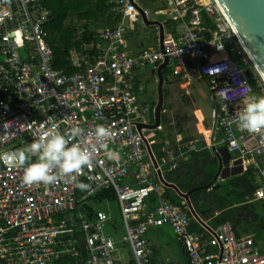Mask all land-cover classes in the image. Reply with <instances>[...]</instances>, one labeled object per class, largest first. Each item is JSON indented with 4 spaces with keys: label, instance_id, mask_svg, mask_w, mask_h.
I'll return each instance as SVG.
<instances>
[{
    "label": "built area",
    "instance_id": "obj_1",
    "mask_svg": "<svg viewBox=\"0 0 264 264\" xmlns=\"http://www.w3.org/2000/svg\"><path fill=\"white\" fill-rule=\"evenodd\" d=\"M163 1L167 6L163 15L177 22L172 31L165 32L163 48L159 44L130 55L124 44L125 21L152 22L153 14L139 0H109L110 11L122 15L124 21L106 28L93 51L74 54L75 71L69 73L54 67L46 27L51 10L40 0H0V154L27 147L46 130L67 135L72 127H80L85 130L81 140L91 142L94 138L88 132L101 124L113 131L108 147L120 153L118 160H108L96 146V166L85 168L78 177L89 185L87 190L63 182L27 187L22 169L0 161V257L4 264H161L147 230L163 225L173 227L190 264H264V253L256 249L254 238L239 236L226 218L208 226V238L193 231L186 200L173 203L163 193V182L157 181L160 166L155 167L147 148L151 133L139 128L145 109L129 83L137 75L159 73L166 63L175 77L185 75L192 65L198 77L209 80L217 101L211 126L202 115L197 117L201 137L182 145L187 153L213 149L219 157L218 150L225 146L237 155L230 167L241 159L243 172L253 169L264 174V131L253 134L238 127L239 113L264 82L246 58L232 23L217 0ZM203 12L214 20V34L202 28ZM234 55L246 65L241 66ZM241 88L246 95L235 100L225 101L221 94L223 89ZM141 90L148 95L157 91L144 85ZM177 165L172 156L168 169ZM129 178L133 182H127ZM109 189L115 191L120 209L122 228L115 229V233L120 231L119 240L110 232L111 214L90 210V200ZM153 199L158 205L149 208ZM258 199L264 200V186L250 201ZM79 236L84 237L86 256ZM123 252L130 254L128 263Z\"/></svg>",
    "mask_w": 264,
    "mask_h": 264
},
{
    "label": "crops",
    "instance_id": "obj_2",
    "mask_svg": "<svg viewBox=\"0 0 264 264\" xmlns=\"http://www.w3.org/2000/svg\"><path fill=\"white\" fill-rule=\"evenodd\" d=\"M139 4L142 7L149 9L152 12V14H153V16H152L153 21L152 22H160L163 24L165 32L170 31L169 30L170 26L168 27V25H167V23H169V22L165 21V19L167 17H165L163 15L164 9L167 8V6L163 0H155L154 2H151V0H139ZM151 7H153L154 10H152ZM109 10H110V7H109ZM110 13H112L114 17H120V20L118 21L117 25H120L124 21V18L122 15L111 12V11H110ZM159 17H161V18H159ZM211 20H212V18H211ZM139 22H140V20L136 21L135 23H132V22L127 21V20L125 21L126 29H125V35H124V44H125L126 51L130 55H137L143 49L157 47L160 43V33H161L160 27L157 24L151 25V26L148 25L154 31L155 37H154V39L147 40V39H145L144 36H143V38H141L140 33H138V28L140 26ZM48 23H47V25H48ZM47 25H46V27H47ZM115 27H113V28H115ZM157 27L159 28V30H157ZM213 34H214V31H213ZM93 50H94V48H90V49L87 48L85 53L91 52ZM73 55H72V57H73ZM71 65H72V62H71ZM72 67H73V65H72ZM161 71L164 75L163 102L161 105L163 106V108L165 110L161 111L160 124H159L161 127L160 130H158L157 128H153V126L156 123V119H157V117H156L157 106L161 103L160 102V93H159V85H160L159 73H149L146 75H137L133 80L130 81L129 88H130V91L135 95L137 101L140 104H142L143 108L145 109V113H143L141 115V117L139 118V121L142 124L141 127L144 129H147L148 133H151V135L148 137V140H147V148L149 149V151H150V149H152V152L155 156V159L158 162V167L160 166V170L163 174V177L169 183L175 184L179 188V190L181 191L178 183L172 182L171 180L167 179V177H166L167 173L173 170V169L172 170L168 169L169 159L172 156H175L177 164L180 165V163L184 162L186 160L187 156H189V155H187L186 149L183 148L182 145L184 143H187L190 141L198 140V139H200L201 136L198 132V129H196L197 124H194L195 126H194L193 132H191L189 134H187L185 132V135H184V133L179 131L177 134L174 135L175 136L174 141H173V143H171L167 139L168 136L164 132L165 130H164V126H163V121H164L163 116L168 114L172 108L179 105V103L184 100V96H185L184 94L185 93L183 94V92L186 91V88H188L189 85L196 83L195 80H193L192 76L198 77V75H196L192 71V65H189V68L186 71L185 75L182 74V75H179L176 77L171 73V71L169 70L168 67H163ZM199 77H203V76L199 75ZM204 79L207 81L206 84L208 86H210L209 80L205 77H204ZM142 85L146 86L148 89L149 88H155L157 91L154 95H148L145 91L141 90ZM200 87L201 88H199V90H198V89H196V87L193 86L191 91H189V92L186 91L188 94V99L186 102L187 104H189L188 106L191 105L190 104L191 98H192L191 92H193V89L195 90L197 97L199 94L207 100L210 99V96H209L208 92L206 91V89L202 86H200ZM153 96H155L154 101L148 100L149 98H152ZM258 97H260V95H258ZM210 102L212 104V101H210ZM212 110H213V105H212ZM192 111H193V115L195 117V122L197 121V117L199 115H202L205 118L206 124L208 126H211L213 115H212L211 121H210L209 118H207L203 114L202 110L200 108L196 107L195 104L193 105ZM197 111H198V113H197ZM162 135L164 137H162ZM183 139H185L186 142H184ZM148 144H149V146H148ZM223 147H225V146H222V148ZM203 151H209L211 154V158L208 160L209 161L210 160L215 161V159L212 156V153H213L212 149H204V150L201 149V150L196 151V152L194 151V153H192L193 155L190 158H188L187 161L189 159L191 161L193 159L194 155L195 156L199 155ZM150 154H151V151H150ZM151 156H152V154H151ZM195 159L199 163V162H202L203 157L200 156V157L194 158V160ZM179 167L174 168V170L179 169ZM263 168H264V166H263ZM249 171H255V172L260 171L262 173V170L251 169ZM247 172L248 171L240 173L238 175L230 176L229 178H226L224 180H222L220 177H218L217 185H214V187H212V189L217 188L220 184L227 185L228 183H230L228 181H230L231 178H233L235 176H244ZM262 175H263L262 177L264 180V174L262 173ZM157 181L160 183L163 182L160 180L159 176L157 178ZM127 182H130V183L133 182V178L127 179ZM163 184L165 186V188L163 189V193L166 195V197H168V199L170 201H171V199L169 198V193H170L169 190H171L172 195H175L174 197L183 199L181 197V195H179L177 193V191H175L171 187H167L164 182H163ZM263 186H264V183L262 184L261 187H263ZM205 188H211V187L209 186V187H205ZM111 191L113 194V191H114L113 189H109V190H106L105 192L100 193V194L105 195V199L103 201H99L97 199L98 195H100V194H98L95 198L91 199V201H94L96 203L95 205L98 207L97 209H94V210H102L99 208V206L103 202H113V200L111 201L109 198L110 197L109 192H111ZM167 193H168V195H167ZM181 193H183V192L181 191ZM183 194L188 196V194H186V193H183ZM252 197H253V195L248 197V199H252ZM96 199L98 202H96ZM258 201L264 202L263 199H258V200L250 201V202L257 204ZM190 202L194 208V205H193L191 200H190ZM115 203L118 204L117 199H116ZM256 204L253 206L247 205V204L243 203L239 197L233 196L231 198V204L229 207V209L231 210L230 211L231 212V216H230L231 219H229L230 217H228L226 215L221 217V212L218 210H216L215 213H202L200 215L196 212V210L194 208L195 213L198 216V218L196 216H194L192 214V212L190 211L191 216H192V220H195L204 228L203 231H201V232H199V231H195V232L205 234L208 238L210 235V233L208 231V226L214 222V221L212 222V220H214L218 217L219 218L220 217L226 218L229 221H231V223L233 224V226L236 230V233L239 236H252L255 240L256 249L264 253V228H263L264 211L259 209V207L257 206L258 204L257 205ZM156 205H158L156 199H153L152 201H150L148 203L149 208H153ZM90 210L94 211L93 209H91V206H90ZM189 210H190V208H189ZM108 212L110 213V211H108ZM111 216H112V214H111ZM112 219H113V217H112ZM204 223L207 225V227H205ZM120 225H121V227H119V223H117L113 219V237H115L117 240L120 239V231L118 233H115V229L117 228L118 230H121V228H122L121 216H120ZM69 237L75 238V236H72V235H69ZM147 239L157 250V253H158L157 260L161 264H190V257H189V254L187 252V249L184 247V245H183L182 241L179 239V237H177V235L174 232V229L171 225H163V226H159V227H157V226L149 227L147 230ZM153 240L162 241V243L164 245L165 257H162V253H161L160 249H158L157 246L153 243ZM78 243L81 246V236L78 237ZM207 250H209V247L207 248ZM131 264H133V263H131Z\"/></svg>",
    "mask_w": 264,
    "mask_h": 264
},
{
    "label": "trees",
    "instance_id": "obj_3",
    "mask_svg": "<svg viewBox=\"0 0 264 264\" xmlns=\"http://www.w3.org/2000/svg\"><path fill=\"white\" fill-rule=\"evenodd\" d=\"M41 3L49 10L52 15L50 22L47 25L50 37L48 42L54 53V67L73 73L75 69L71 65L72 55L85 53L87 48H94L95 43L98 42L100 34L106 28H113L118 24L120 17H114L110 13L108 3L109 0H40ZM155 0H151L154 2ZM152 10L153 7H151ZM203 23L202 28H208L217 31L214 24L208 15L202 13ZM169 30L172 31L177 26V22L165 19ZM171 24V25H170ZM233 59L238 61L241 65V60L236 55ZM243 63V62H242ZM258 92L259 89L257 88ZM204 150V149H202ZM212 156L215 161H209L211 154L209 151H203L199 155H194L193 159L187 161L194 152L187 153V158L177 167L179 169L172 170L167 173V179L178 183L181 191L188 194L192 201L194 208L198 214L215 213L216 210L221 212V217L231 216L229 209L231 198L233 196L239 197L243 203L247 205H255L256 203L249 202L248 197L252 196L264 183L263 175L260 171H248L244 176H235L231 178L227 185H217L221 162L219 157L212 149ZM203 157L202 162H197L196 157ZM176 167V168H177ZM211 188H205V187ZM169 198L173 203H181L183 199L174 197L169 190ZM109 198L113 202L116 201L115 191L109 192ZM168 195V193H167ZM99 201L105 199L104 194L98 195ZM96 199V202H98ZM258 204V205H257ZM256 205L264 211V202L258 201ZM93 209V206H91ZM94 210V209H93ZM261 211V212H262ZM220 217V218H221ZM219 219L216 218L213 221ZM231 219V217L229 218ZM264 228V224H263ZM203 227L192 220L193 231H203ZM0 264H4L0 257Z\"/></svg>",
    "mask_w": 264,
    "mask_h": 264
},
{
    "label": "clouds",
    "instance_id": "obj_4",
    "mask_svg": "<svg viewBox=\"0 0 264 264\" xmlns=\"http://www.w3.org/2000/svg\"><path fill=\"white\" fill-rule=\"evenodd\" d=\"M7 2L10 3V0ZM247 90L250 91V87ZM221 94L225 101L235 100L239 95H246V91L243 88L223 89ZM238 127L253 134L264 131V96L248 98L238 115ZM84 135L85 130L80 127H72L67 135L46 130L27 147L0 154V161L10 168L22 169V182L27 187L63 182L74 183L80 190H87L89 185L79 182L78 177L85 168L96 166V146L104 150L108 160H118L120 153L108 147V141L113 136L111 128L97 125L94 131L88 132V136L94 138L91 142H83L81 138ZM33 157L35 162H31Z\"/></svg>",
    "mask_w": 264,
    "mask_h": 264
},
{
    "label": "water",
    "instance_id": "obj_5",
    "mask_svg": "<svg viewBox=\"0 0 264 264\" xmlns=\"http://www.w3.org/2000/svg\"><path fill=\"white\" fill-rule=\"evenodd\" d=\"M219 2L225 14L227 15L228 19L232 23L234 29L237 30L240 41L242 40L247 50L249 51L250 55L253 57L256 65L258 66L259 71L261 72V74L264 75V0H219ZM146 22L150 26L157 24L160 27L161 33H160L159 44L161 48H163V42L165 37V29L163 24L160 22H149L147 20ZM202 62H204V60ZM166 65L167 63L163 67H166ZM161 70L159 71V77H160L159 93H160L161 103L157 106V110H156L157 119L153 128H157L160 124L161 104L163 102V84H164V75ZM248 73L251 78L254 77V73L251 70H248ZM141 126L142 125L139 126L140 129L142 128ZM150 151L155 166L158 167V162L155 159L152 149H150ZM217 153L219 154V160L221 162L219 177L222 180L229 178L230 176L243 173V167L241 166L242 164L241 159L236 160L234 162V166L230 167L231 160L237 157L236 154L230 153L228 148L226 147L219 149ZM158 176L160 180L163 181L167 187L173 188L175 191H177L179 195H181V197L184 200H186V202L189 205L190 211L194 216L198 218L190 202V198L187 195L181 193V191L175 184L169 183L163 177L161 170H159ZM204 225L205 227H207L205 223ZM81 247L83 250V255L86 256V247L83 236H81Z\"/></svg>",
    "mask_w": 264,
    "mask_h": 264
},
{
    "label": "rangeland",
    "instance_id": "obj_6",
    "mask_svg": "<svg viewBox=\"0 0 264 264\" xmlns=\"http://www.w3.org/2000/svg\"><path fill=\"white\" fill-rule=\"evenodd\" d=\"M159 18H161V17H159ZM139 20H140V22H139L140 26L138 28V33H140V37L143 38V36H144L145 39H147V40L154 39V37H155L154 31L141 18ZM237 58H239V57L237 56ZM246 58L248 59L247 55H246ZM244 65H246V64L241 62V66H244ZM192 78H193V80H195L196 83L189 85L188 88H186V91H188V92L191 91L193 86L199 90V88H201L200 86H202L208 92L210 99L207 100L199 94L197 97L196 92L193 89V92H191V96H192L191 102H190L191 105L188 106L189 104L186 103L187 99H188V94L186 91L183 92V94L185 93L184 94L185 95L184 100L181 101L179 103V105L172 108L168 114L163 116V119H164L163 126H164V130H165L164 132L168 136L167 139L171 143H173V141H174V138H175L174 135L177 134L179 131L184 133V135H185V132L187 134H189V133L194 131V126H195L194 124H197V121L195 122V117H194L193 111H192L194 104L196 105V107H198L202 110L203 114L207 118H209L210 121H211V117L213 115L212 105L213 106L217 105V101L214 99V95L211 91V88H210V86H208L206 84L207 81L204 79V77L192 76ZM258 95L264 96V86L261 87L259 89V91L254 94L255 97H258ZM154 99H155V96H153L152 98H149L148 100L154 101ZM210 101H212V104ZM196 129H197V126H196ZM162 137H164V136L162 135ZM95 204L96 203L94 201L90 200V206H93V209L98 208ZM99 208L102 210L110 211L113 219L117 223H119V227H121V225H120V209H119V206L117 203H115V202H103L99 206ZM110 232L113 233L112 230ZM153 243L157 246L158 249H160V251L162 253V257H165L164 245H163L162 241L153 240ZM123 256H124L126 263H128L129 260L131 259L130 254L128 252H123Z\"/></svg>",
    "mask_w": 264,
    "mask_h": 264
},
{
    "label": "bare ground",
    "instance_id": "obj_7",
    "mask_svg": "<svg viewBox=\"0 0 264 264\" xmlns=\"http://www.w3.org/2000/svg\"><path fill=\"white\" fill-rule=\"evenodd\" d=\"M218 2H219V0H218ZM219 4H220V2H219ZM234 30H235L236 33H237V30H236V29H234ZM237 35H238V33H237ZM238 37H239V36H238ZM239 40H240V38H239ZM240 44H241L243 50L245 51V53H246L248 59L252 62L253 66H254L255 69L258 71L259 76L261 77L262 81L264 82V75L261 74V72L259 71L258 66L256 65V63H255L253 57L250 55L249 51L247 50V48H246V46L244 45V43L242 42V40H241V43H240Z\"/></svg>",
    "mask_w": 264,
    "mask_h": 264
}]
</instances>
